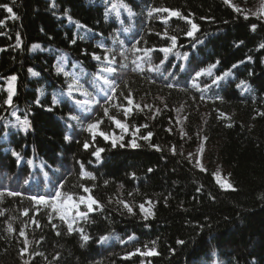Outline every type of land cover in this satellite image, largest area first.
I'll use <instances>...</instances> for the list:
<instances>
[{
  "label": "trees",
  "instance_id": "16d2710c",
  "mask_svg": "<svg viewBox=\"0 0 264 264\" xmlns=\"http://www.w3.org/2000/svg\"><path fill=\"white\" fill-rule=\"evenodd\" d=\"M0 4L10 5L16 16L11 18L0 7V20L5 21L0 25V192L4 193L0 264H22L20 230L25 219L26 230L34 234L29 237V264H264L262 19H246L223 0H0ZM154 8L179 11L199 30L187 37L190 25L185 19ZM172 35L177 36V46L165 55L159 49L171 45ZM133 44L155 49L150 63L137 59L143 52L130 51ZM106 50L115 57L111 66L117 71L102 75L117 86L114 95L103 79L95 78L105 66ZM93 53L101 60L93 59ZM216 61L212 76L194 78ZM158 64L159 71L149 70ZM226 70L230 75L211 85ZM12 75L17 79L9 106L4 101ZM241 81L246 86L237 87ZM76 82L91 98L80 91L73 92L72 99L61 97ZM169 83L175 87H167ZM205 84L211 87L205 89ZM129 93L133 105L125 99ZM108 95L113 99L105 103ZM54 98L61 102L53 104ZM84 99L99 104L91 103L84 111L74 103ZM155 100L163 104L158 114L135 107ZM196 102L204 104L201 112ZM181 104L187 108V132L192 138L187 148L194 145L201 116H207L204 132L212 153L206 169L181 154L184 145L173 117L174 106ZM124 108L130 109L127 117ZM69 115L81 120H69ZM109 117L123 121L128 131L116 128ZM97 120L102 131L121 134L122 142L114 147L98 133L93 137L86 128ZM148 133L152 134L148 140L141 138ZM133 139L136 148L130 146ZM97 148L104 149L99 158L93 155ZM216 163L228 173L227 181L215 175ZM82 168L90 176L82 179ZM57 190L61 197L54 203L30 199L55 196ZM9 191L20 195L9 196ZM67 195L73 200L68 201ZM88 196L99 204L91 212ZM121 201L133 206L132 211ZM146 201L153 203L147 218L139 211ZM77 210L87 213L86 218L76 216ZM65 212L66 221L60 219ZM68 223L73 224L71 232ZM102 236L107 239L101 241ZM137 248L141 253L154 248L156 254L128 256Z\"/></svg>",
  "mask_w": 264,
  "mask_h": 264
},
{
  "label": "snow or ice",
  "instance_id": "6c2138e0",
  "mask_svg": "<svg viewBox=\"0 0 264 264\" xmlns=\"http://www.w3.org/2000/svg\"><path fill=\"white\" fill-rule=\"evenodd\" d=\"M225 4H230V0H224ZM231 6V5H230ZM0 7L6 9V11L10 14L11 18L15 19L16 16H15V13H13V9L10 5L8 4H0ZM114 8L116 7L115 5L113 6ZM121 7H127L126 5H121ZM234 7V10L239 12L240 9L239 8H235ZM129 11H131L129 9ZM152 11H164V12H170V15L173 16V17H181V13L179 11H176V10H169L167 8H163V9H153ZM264 14V13H262ZM183 19H185L187 21V23L190 25V29L188 31L185 32V35L187 37H192L194 35V33L196 31H198V25L196 23H194L191 19H188L187 17H181ZM245 18L247 19L248 17L245 16ZM5 23V21L3 20H0V25H3ZM78 27H82L81 25H77ZM255 25L252 26V29L255 30ZM2 34V33H0ZM165 35H167V33H165ZM19 35H17V47H19ZM170 40H171V45L169 47H164V48H161L159 49V51H162L163 53H165V55H167L168 53L172 52V50L177 46V36L176 35H172L170 37ZM73 43H75V40L72 41ZM199 42V41H198ZM139 43V42H137ZM33 48H37L39 47V45H33L32 46ZM261 48H264V44H261L260 45ZM155 49H150V48H144V49H141V48H138L136 46V44H133L132 45V48L130 49V51L132 52H143V57H137V59H144L145 62H148L150 63V53L152 51H154ZM93 59L95 60H101V57L100 56H97L95 53H93ZM250 59V57H249ZM103 60L105 61V66L100 68L97 75H96V79H103V82L104 84L108 87V89L110 90V92L114 95L116 92H117V86L114 85V83L109 80L108 78L104 77L102 74L103 73H107L109 75L111 74H114L116 73L117 69L113 66H111L113 64V62L115 61V57L112 56L111 58L109 57L108 55V51L106 50L105 52V55L103 56ZM133 63H135V61H133ZM163 63V61H161V64ZM219 64V61H216L215 63L213 64H210L209 66H207L206 68H203L199 71H197L195 73V77L194 78H199L201 77L202 75H208V76H212L213 75V69H215L217 67V65ZM237 65H233L232 67L235 68ZM159 68H160V65H155L154 67H150V71H159ZM57 71H62V69L58 68ZM29 72H31L32 75H36L35 72L32 71V69H29ZM230 72L231 70H226L225 72H223L222 74L220 75H216L214 79H212L211 81V85H215L217 84L219 81H221L222 79H224L225 77L229 76L230 75ZM65 75H68L67 73H65ZM17 79V77L15 75H12L10 77H8V95H7V99L4 101L5 104L11 106L12 104V99H13V95H14V87H13V82ZM211 85L209 84H205L204 85V88L205 89H208L211 87ZM241 85H245V82L244 81H241L240 82V85H237V87H240ZM167 87L169 88H173L175 87L174 84H167ZM75 91H80L82 95L84 96H88L91 98V94L88 93L85 89H83V86L80 85L78 82L76 83H72V84H69L67 86V93H61V97H63L64 95H67L70 99H72L73 97V92ZM113 95H108L105 99V103H110L113 99ZM122 95V94H121ZM125 99L127 100V104L128 105H133L134 101L132 99V94L129 93L127 97H125ZM201 99H204V97L202 96ZM39 102V101H37ZM58 102H61V100H58L57 98H54L53 100V104L55 103H58ZM74 103L77 107H80V108H83L84 111H88V107H91V103H97L99 104V101H95L94 99H84V100H74ZM85 106H88V107H85ZM135 107L139 108L140 106L139 105H135ZM145 107H147V105H145ZM51 110V109H49ZM124 114H125V117H127L130 109L128 108H124ZM104 114L105 116H108L109 115V109L107 107L104 108ZM262 115H264V113H262ZM110 119H112L114 121V123L120 128L122 129L123 131H128V128L126 127V125L124 123H122L119 119H116L115 117H109ZM68 119L69 120H74V121H80L81 120V117L78 116V115H69L68 116ZM86 119V118H85ZM101 121L97 120V121H94V122H90L87 124V128L86 130L89 131L90 133L93 134V137H95V135L97 134V132H99V134L101 136H104L105 139H109V136L102 132V131H99V125H100ZM23 124V127L26 129L28 127V121L27 120H24L22 122ZM146 126V125H145ZM138 131V129H136ZM151 133H148L147 135H144L142 136L141 138L144 139V140H148L150 137H151ZM65 139H68V137H65ZM122 139V137H121ZM116 145V139L113 138V146L115 147ZM124 145L121 144V147H123ZM130 146L133 147V148H136L138 147L139 145L135 142V139H133L131 142H130ZM89 147V144L87 142H85L84 144V148L87 149ZM153 147H155L157 150H160L158 146L156 145H153ZM104 149L103 148H97L94 152H93V155L96 156L97 158H99L100 156V153L103 152ZM175 151V149L173 148V152ZM12 155L14 157L17 158V161L19 162V159H20V156L17 152L13 151L12 152ZM29 163H31V161H29ZM197 164H199V160L196 161ZM203 170V169H202ZM149 171H151V169H149ZM81 178H85V177H88L90 176L89 173L85 172L83 170V168L81 169ZM224 186V185H222ZM227 187H231L230 184L226 185ZM81 187H83V190L85 192H88L89 189L87 187H84L83 185H81ZM4 193L0 192V196H2ZM9 196H18L20 195V193L18 192H14V191H9L7 193ZM61 197V192L59 190L56 191L55 193V196H49V197H45L43 195L41 196H32L30 197L31 200H33L34 202H36L37 204H44V203H47L49 201H52L53 203L55 202V200L57 198H60ZM66 199L68 201H72L73 200V197L71 195H67ZM81 202H84V198L81 197L80 198ZM87 209H88V212H91L94 210L93 208V205H96L97 207H99V204H98V201H96L95 199H93L91 196H88L87 198ZM121 203H124L123 201H121ZM150 203V202H149ZM124 207L128 209L129 212L132 211V208L127 204V203H124ZM140 208L142 211H146L145 209V206L144 204H141L140 205ZM25 215H27V211H25L24 213ZM152 213L148 212L147 215H151ZM0 215H2V213H0ZM147 215L145 216V218H147ZM66 216H67V213L65 212L64 214H61L60 216V219L61 220H65L66 221ZM76 216H79L81 218H86L87 216V213L85 212H81L79 210L76 211ZM68 230L69 232L73 231V224L72 223H68ZM8 231L9 232H12L13 231V228L11 225L8 226ZM20 235L23 236L24 235V230L21 229L20 230ZM82 238L86 241L89 239L88 236H82ZM107 239V237H100V240L103 241ZM131 239V237L129 238ZM27 240H25V246L24 248L21 249V255L24 254V252L27 251ZM178 244H183L184 241L182 240H178L177 241ZM136 253H140L142 255H145V256H150V255H155L156 252H155V249L152 248L150 249L149 251H146V252H143L141 253V250L139 248H137L135 250V253H129L128 256H131V255H134ZM127 258V257H126Z\"/></svg>",
  "mask_w": 264,
  "mask_h": 264
},
{
  "label": "rangeland",
  "instance_id": "374dc122",
  "mask_svg": "<svg viewBox=\"0 0 264 264\" xmlns=\"http://www.w3.org/2000/svg\"><path fill=\"white\" fill-rule=\"evenodd\" d=\"M227 5L228 6L231 5L230 7L232 9H234L233 6H235V8H239L240 9L239 12L243 13L246 16L258 17L264 21V14H262V13H264V0H230V4H227ZM145 105H147V107H145ZM194 106H195L196 110H198L200 112L205 107L204 104L200 103V102H196L194 104ZM140 107L149 113L158 114L162 111L163 104L159 100L143 101L140 104ZM173 117H174L175 129L178 132L179 137L182 139L183 145H184L182 148L181 154L188 161L194 163L198 168L206 169L209 165L208 164V158L210 156V153H212V150L210 148L211 146L208 143L207 136L204 132V123L207 120V118H206L207 116L206 115L201 116L199 126H197V132L194 135V145L189 146L188 148H187V146L190 145V141L192 138H191V135L188 134V132H187V118H188V116H187L186 106L184 104L174 106ZM121 122L124 123L123 121H121ZM112 123H113V125H115L116 128H119L114 123V121H112ZM126 127H127V125H126ZM99 131H102L100 129V125H99ZM102 132L106 133L109 136V139H105L104 136H102L104 138V140L110 141L113 143V138H115L116 144L122 142V139H121L122 136L118 132H115L114 130H112L110 132H105V131H102ZM97 133L99 134V132H97ZM215 156H216V154H215ZM197 160H199V164L196 163ZM209 161H211V159H209ZM213 169H214L215 175L218 178L223 179L225 181L228 180V173L221 167V165L219 163L214 164ZM149 202L150 201H146V202L142 203V204H144L146 211H142L140 206H139V211L144 216H146L148 212L153 213V211H152L153 203H151V202L149 203ZM129 206L133 209V206H131V205H129ZM151 215H147V217H149ZM23 224H24V228H23L24 235H23V237H21L22 242H23V248L25 246V240H27L28 243H27V251L24 252V254H23L25 257L22 258L21 262H22V264H29L28 259L26 258V256L29 254V251H31V245H32V239H30L29 237H33L34 234L32 232H28L26 230L25 226L27 225V219H25L23 221ZM140 255H142V254H140Z\"/></svg>",
  "mask_w": 264,
  "mask_h": 264
}]
</instances>
